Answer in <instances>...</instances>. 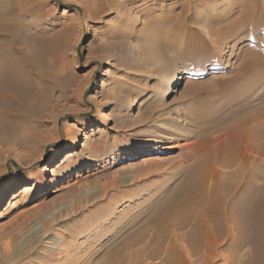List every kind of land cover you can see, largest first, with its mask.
I'll list each match as a JSON object with an SVG mask.
<instances>
[{
  "label": "rangeland",
  "instance_id": "374dc122",
  "mask_svg": "<svg viewBox=\"0 0 264 264\" xmlns=\"http://www.w3.org/2000/svg\"><path fill=\"white\" fill-rule=\"evenodd\" d=\"M2 1L15 10L27 6L32 16L23 20L32 28L77 19L65 60L80 77L56 102L57 120L46 119L41 139L0 152V199L5 203L0 215V264H106L111 253L149 226L153 207L182 180L187 164L183 159L192 147L188 141L195 142L185 132L207 128L242 104L262 101L264 64L256 55L261 51L264 55V30L259 32L261 40L254 36L253 25H238L234 0H108L106 12L118 10L134 34L130 60L122 68L125 80L114 86L119 73L103 48L107 38L98 30L101 24L94 18L86 21L96 0H31L22 5ZM170 13L183 14V52L175 48L174 39L165 38L169 25L162 22ZM218 46L225 52H217ZM150 49L157 50L166 65L163 69L148 62ZM182 71L184 85L179 93L169 94ZM98 79L101 86L96 88ZM206 85L221 94L208 108L191 113L203 96L183 102L186 89ZM205 113L208 123L200 117ZM92 122L97 124L93 128ZM215 134L219 132L211 135ZM263 140L264 136L259 142ZM75 142L73 155L66 158ZM149 155L158 160L149 167L128 169V164ZM56 167L58 175L53 177ZM129 171L135 177L127 180ZM39 177L42 189L8 206L10 196ZM45 233H54L56 237H50L66 245L51 261L41 238ZM146 240L152 247L150 238ZM227 244L230 239L221 249L226 257L217 258L219 264H248L249 242L233 249L225 248ZM142 245L127 253L140 252ZM166 263L160 258L141 264Z\"/></svg>",
  "mask_w": 264,
  "mask_h": 264
},
{
  "label": "bare ground",
  "instance_id": "6f19581e",
  "mask_svg": "<svg viewBox=\"0 0 264 264\" xmlns=\"http://www.w3.org/2000/svg\"><path fill=\"white\" fill-rule=\"evenodd\" d=\"M13 1L22 5L31 0ZM233 3L238 13L236 23L241 27L253 25L252 33L261 39L259 32L264 30V0H234ZM94 5L91 18L87 17L86 21L94 18L101 24L98 30L107 38L103 48L119 73L113 80L116 86L125 80L122 68L130 60V43H134V34L118 10L106 12L110 7L108 0H96ZM15 9L9 2L0 3V152L11 146H24L41 139L42 130L47 126L46 119L52 117L57 120L58 115H53L56 102L64 97L80 77L65 60L79 21H53L47 29L36 25L32 28L30 24L31 27L25 25L23 20L32 16L30 9L27 6ZM183 19V14L170 13L164 14L162 22L163 25H169L165 38L174 39L175 48L181 52L183 45L180 42L186 33ZM35 20H32L33 26ZM150 50L148 62L163 69L166 65L157 57V50ZM222 51L225 52L218 46L217 52ZM256 57L261 60L260 64H264L262 51ZM185 79V72L182 71L172 83L169 94L179 93ZM100 86L101 79H98L95 87ZM115 92L120 94L117 89ZM221 92L209 85L197 89L187 88L182 100L185 102L203 96L196 107L191 109V113H194L208 108L217 99L214 97ZM261 100L242 104V107L236 106L224 117H216L218 122L216 120L207 128L185 132L188 140L195 139V142L188 141L192 147L183 159L187 164L182 180L171 188L165 199L153 207L147 219L149 226L139 230L111 253L106 264H141L144 260L155 261L160 258L168 264H219L217 258L222 256L221 249L229 239L230 244L225 248L233 249L247 241L252 246L248 264H264V140L259 142L264 136V97ZM200 117L208 123V113ZM96 125L94 122L89 123L92 128ZM217 132L219 134L214 137L211 135ZM76 147L75 142L66 158L73 155ZM157 158L145 156L138 164H128V169L154 164ZM224 168L227 170L224 171ZM51 174L56 177L58 168H54ZM133 176L135 174L131 172L126 179L130 180ZM43 187V180L39 177L34 184L25 185L10 196L8 206L17 204L22 197ZM4 204L1 198L0 215ZM50 235L55 234L45 233L41 236L42 241L48 245L45 247L50 255L48 261L62 254L66 248L62 239L61 242L56 241ZM147 238H150V248L148 242L145 243ZM138 244H143L140 252L127 253Z\"/></svg>",
  "mask_w": 264,
  "mask_h": 264
}]
</instances>
